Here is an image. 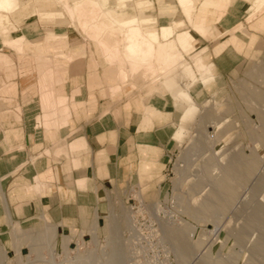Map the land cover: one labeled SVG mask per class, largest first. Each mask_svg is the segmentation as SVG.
<instances>
[{
    "label": "rangeland",
    "instance_id": "1",
    "mask_svg": "<svg viewBox=\"0 0 264 264\" xmlns=\"http://www.w3.org/2000/svg\"><path fill=\"white\" fill-rule=\"evenodd\" d=\"M62 1L18 0L19 10L6 15L16 26V30L11 28L12 37L22 36L20 28L26 23H32L34 30L40 26L38 33L43 36L36 41L54 34L48 38L51 43L44 46L59 49L56 53L44 54L43 46L39 52L17 49L34 58L38 76L39 66L43 68L41 56L50 59L47 67L67 61L77 65L70 50L64 54L71 60L57 57V53L68 47L76 49L79 42L86 44L77 55L84 57V50L92 51L99 67L116 76L118 84L111 92H119L122 85L130 96L160 92L181 101L179 124L181 109L170 96L176 110L171 131H180V135L177 141L173 139L170 160L159 180L141 183L134 177L126 186L109 191L96 231L77 239L64 237L61 248L54 231L44 224H15L0 243V264H264V46L252 51L239 76H231L208 95L192 97L191 85L211 82L198 77L201 67L199 58L193 57L198 52L194 42L178 48L181 55L176 59L167 58L161 47L130 57L118 27L101 22L94 27L86 25L93 14L105 10L99 0H87L77 11L73 0ZM217 1L219 10L230 2ZM133 2L128 3L129 9H134ZM195 9L192 21L205 22ZM259 11L263 14L264 8ZM180 12L182 19L172 24L173 28L187 30L182 29L187 24L192 29L181 8ZM110 13L121 16L128 11ZM135 30H131L133 38H128L139 39ZM56 69L55 82L50 71L41 70L45 78L39 82L41 114L55 106L47 90L63 83L64 70ZM46 92L49 97H42ZM180 92L186 96L179 98ZM41 117L36 119L37 126L41 128L42 120L49 128L45 115ZM50 142L56 144L55 140ZM45 154L50 155L49 151ZM64 241L68 242L65 248Z\"/></svg>",
    "mask_w": 264,
    "mask_h": 264
},
{
    "label": "crops",
    "instance_id": "2",
    "mask_svg": "<svg viewBox=\"0 0 264 264\" xmlns=\"http://www.w3.org/2000/svg\"><path fill=\"white\" fill-rule=\"evenodd\" d=\"M81 1L73 0L74 11L83 7ZM255 1L230 0L219 10L217 0H190L188 14L181 0H99L105 10L93 14L86 25L94 27L101 22L118 27L124 44L136 28L138 41L151 42L154 51L163 48L169 59L181 55L178 48L194 42L198 52L193 57L199 58L201 67L198 77L206 73L211 82H197L189 91L192 97L204 96L231 76H239L252 51L264 46V13L255 9ZM132 2L134 9H129ZM62 3L72 15L74 12ZM178 5L185 16L188 14L192 29L187 24L182 28L187 30L173 28L172 24L182 19ZM194 6L195 14L203 16L205 22L192 21ZM117 10L128 13H110ZM6 15L0 12V243L13 225L40 222L54 231L55 241L62 248L64 237L77 239L96 231L112 188L124 187L134 177L141 183L160 179L170 160L173 139L180 135L171 131L176 120L174 104L179 103L177 108L181 109L179 124L183 106L160 92L130 96L122 85L119 92H111L118 84L116 76L99 67L92 51L84 50L85 56H78L83 53L82 46L86 49L80 42L76 49H63L67 54L70 50L77 65L67 61L51 68L47 67L50 59L41 56L39 77L34 58L17 49L39 52L43 46L44 54L56 53L59 49L44 46L51 43L48 38L54 34H45L44 42L36 41L43 36L38 33L40 26L34 30L32 23H26L20 28L22 36L12 37L11 28L16 30V26ZM196 26L205 36L194 30ZM151 29L153 35L149 34ZM161 30L169 36L163 38ZM62 38L65 41L64 35ZM29 42L36 44L30 46ZM14 43L16 47H12ZM4 57L12 64H6ZM57 67L64 70L60 78L63 83L47 90L55 102L50 111L56 112V119L49 128L41 120L40 128L36 119L42 116L39 82L45 78L41 70L50 71L55 82ZM180 94L186 96L185 92ZM57 97H66V104L58 107Z\"/></svg>",
    "mask_w": 264,
    "mask_h": 264
},
{
    "label": "bare ground",
    "instance_id": "3",
    "mask_svg": "<svg viewBox=\"0 0 264 264\" xmlns=\"http://www.w3.org/2000/svg\"><path fill=\"white\" fill-rule=\"evenodd\" d=\"M81 1V0H80ZM180 1V0H179ZM82 2V1H81ZM182 2V3H181ZM181 5L183 7V9L185 10V13L187 12L189 14V8H190V0H181ZM76 3V2H75ZM84 4V2H82ZM255 9L256 10H261L264 8V0H256L255 1ZM82 7V6H81ZM16 9L19 10V4H18V0H0V12H4V13H7L9 12L10 13H13L14 11H16ZM188 14L186 15V18L188 16ZM191 22V21H190ZM195 23V22H194ZM193 26V24H192ZM194 30L201 36H205L202 28H200L199 26H196V29L194 27ZM152 29L150 30L149 34L150 35H153V33L151 32ZM162 31V30H161ZM136 33H139L138 30H135ZM134 32V33H135ZM118 33V32H117ZM124 35V34H123ZM168 35L167 31H162V37L165 38V36ZM136 37V36H135ZM182 37H183V34H182ZM185 37V35H184ZM133 38V36H132ZM144 38V37H143ZM155 41V39H154ZM159 41H155V43H157ZM17 45H15V43L12 45V47H16ZM20 48V47H19ZM18 48V50H19ZM124 49L126 51V54L130 57H140L142 56L143 54L145 53H151V51H153V44L151 42H142V41H138V40H135L134 39H131V38H128L126 44L124 45ZM158 52V51H157ZM154 53V52H153ZM161 53V52H160ZM57 57H60V58H66V59H70V57H67L64 53H57ZM5 58V61L6 63H10V59L8 60L7 57H4ZM70 62V61H69ZM164 63V62H163ZM12 64V63H11ZM165 64H163L164 66ZM176 65V64H175ZM167 67V66H166ZM165 67V68H166ZM168 68V67H167ZM171 68V67H170ZM166 70V69H165ZM161 71V70H160ZM164 71H162L163 73ZM206 74V73H205ZM204 73L203 74H200V78H202L203 81H205L206 79V76ZM155 79V78H154ZM153 79V80H154ZM205 79V80H204ZM41 84V83H40ZM45 89V88H44ZM50 90V89H49ZM48 92V91H47ZM50 93V92H48ZM47 94V93H46ZM45 95V94H44ZM50 95V94H49ZM49 95L47 94V97H49ZM52 96V94L50 95ZM184 98V94H180L179 98ZM53 99V98H52ZM51 99V100H52ZM50 100V99H49ZM183 100V99H182ZM53 101V100H52ZM56 101V100H55ZM176 101V100H175ZM48 103H50L49 101H47ZM67 102V99L66 97H58V100L56 101V105L58 107H61L63 105H65ZM55 103V102H54ZM52 105V104H51ZM42 115H45V123L47 125H51L54 121V119H56V112L55 111H51V112H48L46 111V114H43ZM42 118V117H41ZM44 118V117H43ZM42 118V119H43ZM176 134H180V131H177ZM26 231V230H25ZM51 232V231H50ZM52 233V232H51ZM67 244L68 242L67 241H64V244H63V247H67ZM106 258V257H105ZM228 261V260H227ZM82 262V261H81ZM205 262V261H204Z\"/></svg>",
    "mask_w": 264,
    "mask_h": 264
}]
</instances>
